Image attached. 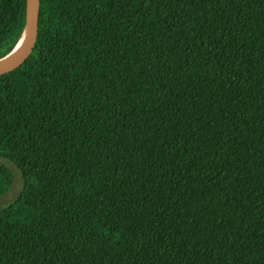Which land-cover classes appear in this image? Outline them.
<instances>
[{
	"label": "trees",
	"instance_id": "16d2710c",
	"mask_svg": "<svg viewBox=\"0 0 264 264\" xmlns=\"http://www.w3.org/2000/svg\"><path fill=\"white\" fill-rule=\"evenodd\" d=\"M0 159V264H264V0H40Z\"/></svg>",
	"mask_w": 264,
	"mask_h": 264
},
{
	"label": "water",
	"instance_id": "95a60500",
	"mask_svg": "<svg viewBox=\"0 0 264 264\" xmlns=\"http://www.w3.org/2000/svg\"><path fill=\"white\" fill-rule=\"evenodd\" d=\"M39 4L40 0H25V27L19 39V41L23 40L22 45L8 60L1 61L12 53L19 41L10 53L0 58V76L10 73L20 67L32 53L38 36Z\"/></svg>",
	"mask_w": 264,
	"mask_h": 264
},
{
	"label": "rangeland",
	"instance_id": "374dc122",
	"mask_svg": "<svg viewBox=\"0 0 264 264\" xmlns=\"http://www.w3.org/2000/svg\"><path fill=\"white\" fill-rule=\"evenodd\" d=\"M0 162H3L6 165H8V167L11 168V170L13 172V175H14V181H13L12 186L10 187V189L4 195H2L0 197V207H2L3 205H6L9 201L14 199V197L19 192V190H20V188L22 186V176H21L20 171L11 162H8V161H6L4 159H0Z\"/></svg>",
	"mask_w": 264,
	"mask_h": 264
},
{
	"label": "bare ground",
	"instance_id": "6f19581e",
	"mask_svg": "<svg viewBox=\"0 0 264 264\" xmlns=\"http://www.w3.org/2000/svg\"><path fill=\"white\" fill-rule=\"evenodd\" d=\"M22 41H23V40L19 41V43H18L17 46L14 48V50L12 51V53L9 54L8 56H6V57H5L4 59H2L1 61H6V60H8L9 58H11L12 55H14V54L20 49V47H21V45H22Z\"/></svg>",
	"mask_w": 264,
	"mask_h": 264
}]
</instances>
